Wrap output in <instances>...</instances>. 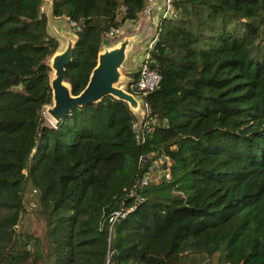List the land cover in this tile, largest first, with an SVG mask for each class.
Here are the masks:
<instances>
[{
	"label": "trees",
	"instance_id": "1",
	"mask_svg": "<svg viewBox=\"0 0 264 264\" xmlns=\"http://www.w3.org/2000/svg\"><path fill=\"white\" fill-rule=\"evenodd\" d=\"M43 2L0 0V264H264V0H171L170 16L155 11L160 82L145 97L153 131L143 142L112 97L43 123L45 61L58 46ZM50 2L78 37L65 75L73 95L102 36L147 7ZM160 155L170 178L138 186L136 203L127 192ZM26 185L43 238L18 230Z\"/></svg>",
	"mask_w": 264,
	"mask_h": 264
},
{
	"label": "water",
	"instance_id": "2",
	"mask_svg": "<svg viewBox=\"0 0 264 264\" xmlns=\"http://www.w3.org/2000/svg\"><path fill=\"white\" fill-rule=\"evenodd\" d=\"M44 13L47 20L46 32L58 43L55 51L45 61L50 67L48 78L52 96L51 104L45 106L43 111L50 116L53 127L75 107L97 104L105 97L124 102L141 126L146 117L145 100L128 90V85L133 82L129 73L134 70L131 59L138 52L137 47L150 34L151 28L149 32L145 25L137 32L125 34L112 43L103 35L96 64L90 72L87 84L78 94L73 95L65 75L78 41L77 34L75 29L73 32L68 29L67 18L53 15L50 0Z\"/></svg>",
	"mask_w": 264,
	"mask_h": 264
},
{
	"label": "built area",
	"instance_id": "3",
	"mask_svg": "<svg viewBox=\"0 0 264 264\" xmlns=\"http://www.w3.org/2000/svg\"><path fill=\"white\" fill-rule=\"evenodd\" d=\"M148 4H152L154 7L162 5L161 15L162 17L170 16L172 13L171 0H147ZM41 11H43L41 7ZM148 14L150 12H147ZM155 19V17H153ZM156 21L154 20L152 26H154V31L151 33L150 39L147 40L145 47L142 45L138 51V60L137 66L134 68L136 76L133 77V82L128 85V90L139 96L145 97L150 92L154 91L160 82V74L154 68L150 67L151 60V50L153 49L155 40H156ZM74 25V23H72ZM122 30L119 28H111L105 33V36L108 38H113L121 34ZM144 108L146 110V117L143 124L140 126L136 120L131 124L133 130L134 138L137 142H143L145 134L151 133L153 131V126L146 123V119L149 115V108L147 103L144 101ZM170 164L171 160L165 155H160L156 157L150 164L148 171L145 173L144 177L140 180L139 184H135L131 187L127 194L130 197L135 198L136 203L143 201L142 197H139L136 192L138 186H144L149 184H157L163 179L170 178ZM135 203V204H136ZM135 204L129 208H122L115 211L109 217L110 227L120 218H123L128 212L132 211L135 208Z\"/></svg>",
	"mask_w": 264,
	"mask_h": 264
},
{
	"label": "rangeland",
	"instance_id": "4",
	"mask_svg": "<svg viewBox=\"0 0 264 264\" xmlns=\"http://www.w3.org/2000/svg\"><path fill=\"white\" fill-rule=\"evenodd\" d=\"M49 0H44V11L46 10V7L48 5ZM146 9L145 11L140 14V18L135 21V22H125L124 24H122V26L120 27V29L122 30L121 34H119L118 36H115L113 38H109L110 43L116 41L117 39L121 38L123 35L125 34H129V33H135L138 30H140L143 26L147 25V27L149 28V32H150V28H151V32L148 35V37L140 44L141 46L143 45L145 47V44L147 42L148 39H150V37L152 36L151 33L154 31V14L155 11H161L162 9V5L158 6L157 9L152 6V4H148L146 5ZM43 11V12H44ZM147 12H150L149 14ZM68 21V19H67ZM69 23V24H68ZM68 23L66 24L68 29L70 31H74V26L72 25V23H70V21H68ZM138 46L137 49L139 51V49L141 48V46ZM138 52L136 53V55H134L131 59V66L133 68H135L137 66V60H138ZM134 71V70H133ZM45 112V111H43ZM42 112V116H43V123L47 126H53V121H48L45 117V115H43ZM46 114V113H45ZM27 186V185H26ZM36 193L33 192V190L27 186L24 189V193H23V200H24V210L25 212L22 215L21 221H20V225L18 227V230H20L22 233L24 234H30L39 238H43V232H44V224L45 222L40 218L39 216V209H38V203L36 200Z\"/></svg>",
	"mask_w": 264,
	"mask_h": 264
},
{
	"label": "bare ground",
	"instance_id": "5",
	"mask_svg": "<svg viewBox=\"0 0 264 264\" xmlns=\"http://www.w3.org/2000/svg\"><path fill=\"white\" fill-rule=\"evenodd\" d=\"M43 115H45V117H46V119L48 120V121H51L50 119V116L48 115V114H45V112H43Z\"/></svg>",
	"mask_w": 264,
	"mask_h": 264
},
{
	"label": "clouds",
	"instance_id": "6",
	"mask_svg": "<svg viewBox=\"0 0 264 264\" xmlns=\"http://www.w3.org/2000/svg\"><path fill=\"white\" fill-rule=\"evenodd\" d=\"M104 36H105V34H104Z\"/></svg>",
	"mask_w": 264,
	"mask_h": 264
}]
</instances>
